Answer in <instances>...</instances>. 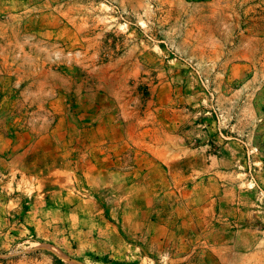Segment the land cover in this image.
Listing matches in <instances>:
<instances>
[{
  "label": "rangeland",
  "instance_id": "rangeland-1",
  "mask_svg": "<svg viewBox=\"0 0 264 264\" xmlns=\"http://www.w3.org/2000/svg\"><path fill=\"white\" fill-rule=\"evenodd\" d=\"M0 264H264V0H0Z\"/></svg>",
  "mask_w": 264,
  "mask_h": 264
}]
</instances>
